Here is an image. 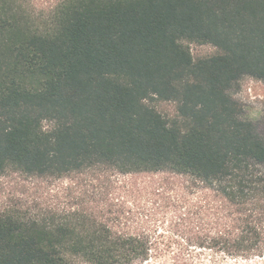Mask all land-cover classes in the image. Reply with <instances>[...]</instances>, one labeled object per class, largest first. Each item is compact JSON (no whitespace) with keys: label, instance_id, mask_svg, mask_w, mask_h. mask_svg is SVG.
Returning a JSON list of instances; mask_svg holds the SVG:
<instances>
[{"label":"trees","instance_id":"16d2710c","mask_svg":"<svg viewBox=\"0 0 264 264\" xmlns=\"http://www.w3.org/2000/svg\"><path fill=\"white\" fill-rule=\"evenodd\" d=\"M33 4L0 0V172L191 181L167 228L148 211L0 214V264H264V136L230 93L264 83V0ZM184 41L217 51L194 59Z\"/></svg>","mask_w":264,"mask_h":264},{"label":"rangeland","instance_id":"374dc122","mask_svg":"<svg viewBox=\"0 0 264 264\" xmlns=\"http://www.w3.org/2000/svg\"><path fill=\"white\" fill-rule=\"evenodd\" d=\"M26 2L35 5L37 10L41 5L48 4V0ZM184 44L194 59L217 51L214 46L206 43L184 41ZM230 93L241 104L244 116L253 120L264 136V83L244 76ZM146 102L167 120H173L177 116L174 102L157 99ZM43 125L47 127L49 124L44 122ZM186 178L191 181L188 176L169 171L122 174L94 169L61 176H39L6 169L0 172V214L19 213L45 219L54 216L56 220L60 216L72 214L73 217L85 216L87 221L89 218V221L106 222L110 209L125 212L148 211L156 212V216L160 218L157 221L160 227L157 229L167 228L171 214L162 217L164 212H170L164 205L169 197L173 200L177 192H185L189 183ZM190 190L195 191L196 188Z\"/></svg>","mask_w":264,"mask_h":264}]
</instances>
